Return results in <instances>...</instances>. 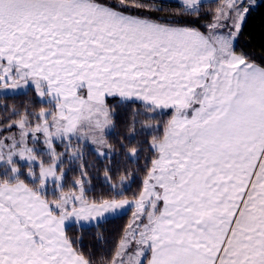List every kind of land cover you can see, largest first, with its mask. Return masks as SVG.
I'll return each mask as SVG.
<instances>
[{
    "label": "snow or ice",
    "instance_id": "obj_1",
    "mask_svg": "<svg viewBox=\"0 0 264 264\" xmlns=\"http://www.w3.org/2000/svg\"><path fill=\"white\" fill-rule=\"evenodd\" d=\"M0 264H264V0H0Z\"/></svg>",
    "mask_w": 264,
    "mask_h": 264
},
{
    "label": "trees",
    "instance_id": "obj_2",
    "mask_svg": "<svg viewBox=\"0 0 264 264\" xmlns=\"http://www.w3.org/2000/svg\"><path fill=\"white\" fill-rule=\"evenodd\" d=\"M256 22H250L248 30L240 37L239 46L243 47L245 44H251L257 53H259V48L257 47L255 40L250 39L249 32L255 28ZM248 50V49H245ZM31 94L28 96H20L15 101H9L10 103L14 102L20 104L27 99H31ZM124 134L123 127V116L118 118L117 127L111 132L109 136L110 141L117 142L119 137ZM86 162L89 164L94 163V158L92 156L86 155ZM99 166V165H97ZM138 183V182H137ZM93 184L97 185L96 194L98 195L103 189L99 187V182L94 178ZM136 185H132V190L135 191ZM131 193H129L130 195ZM131 218V211H128L120 216L110 218V223H104L99 229H92L90 232L84 234L83 245L85 252L91 251L96 256L110 254L112 249L115 246L116 241L118 240L121 232L124 227L128 224ZM102 233V238L97 239V233Z\"/></svg>",
    "mask_w": 264,
    "mask_h": 264
},
{
    "label": "rangeland",
    "instance_id": "obj_3",
    "mask_svg": "<svg viewBox=\"0 0 264 264\" xmlns=\"http://www.w3.org/2000/svg\"><path fill=\"white\" fill-rule=\"evenodd\" d=\"M128 211H130V210H128ZM128 211H125L124 213H126V212H128ZM124 213H122V214H124ZM122 214H120V215H122ZM120 215H119V216H120ZM112 218H114V217H112Z\"/></svg>",
    "mask_w": 264,
    "mask_h": 264
}]
</instances>
